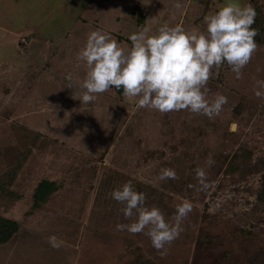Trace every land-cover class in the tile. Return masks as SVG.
I'll return each instance as SVG.
<instances>
[{
    "label": "rangeland",
    "instance_id": "1",
    "mask_svg": "<svg viewBox=\"0 0 264 264\" xmlns=\"http://www.w3.org/2000/svg\"><path fill=\"white\" fill-rule=\"evenodd\" d=\"M132 1L98 0V22L80 30L70 29L68 0L56 12L41 5L40 15L37 0H0V221L18 224L0 243V264H264V95L254 92L264 81V0H239L255 10L257 47L239 79L227 64L212 69L207 97L228 98L213 118L139 108L115 86L89 103L77 99L87 71L77 53L92 30L110 33L128 50L130 33L152 35L164 23L203 30L204 16L230 2ZM108 7L130 12L104 17ZM44 14L69 31L45 25ZM19 25L31 33L29 44V37L11 36ZM68 33L72 39L62 40ZM16 44L28 52L18 56ZM198 166L207 173L205 190L197 184ZM163 167L174 168L177 178L159 180ZM126 181L170 222L177 203L192 202L165 254L145 234L115 229L129 221L109 193ZM43 183L52 184L45 197ZM51 235L61 247L49 244Z\"/></svg>",
    "mask_w": 264,
    "mask_h": 264
},
{
    "label": "clouds",
    "instance_id": "2",
    "mask_svg": "<svg viewBox=\"0 0 264 264\" xmlns=\"http://www.w3.org/2000/svg\"><path fill=\"white\" fill-rule=\"evenodd\" d=\"M179 7V4H177ZM255 10L250 4L230 0L211 14L204 16V29L185 30L181 24L160 25L155 34L147 29L130 33L132 42L128 50L121 48L111 34L101 29L87 34L86 41L77 53L87 71L80 84V103L94 101L96 94L104 93L112 86L123 89L126 97L133 98L139 108L160 113L188 110L209 118L220 115L228 102L227 96L217 93L207 97L206 85L212 69L227 64L239 79L242 69L250 61L256 50ZM65 79L72 80L67 73ZM255 95H264V81L256 82ZM236 130V123L229 125ZM215 163L209 156L208 167ZM200 190L207 189V173L203 167L194 169ZM174 168L163 167L158 179H176ZM197 185L190 184L189 187ZM109 196L122 205L120 211L129 221L117 223V231L132 234L143 233L151 241L152 247L161 255L167 251L166 245L175 240L182 231V222L192 211L191 201L184 199L175 205V213L170 222L159 207L145 203V193L135 189L131 181H126L111 189ZM53 248L62 245L55 235L48 237Z\"/></svg>",
    "mask_w": 264,
    "mask_h": 264
},
{
    "label": "crops",
    "instance_id": "3",
    "mask_svg": "<svg viewBox=\"0 0 264 264\" xmlns=\"http://www.w3.org/2000/svg\"><path fill=\"white\" fill-rule=\"evenodd\" d=\"M7 1H13V0H6V2ZM50 0H37V4H36V10H37V12L39 11V8H40V6L41 5H43V4H46L47 5V8L49 9V10H54V12H56V11H60V9H63L64 8V5H65V2H66V0H58L59 1V5H58V7L55 5V3H53V2H49ZM55 1V0H54ZM97 1L98 0H80V1H78V0H68V7H69V11L71 10V13L73 14V18L75 19L73 22H71V27H70V29H73L74 27H79L80 28V30L82 29V27H92L93 25H95L97 22H98V17H97V9H96V3H97ZM121 1H125V0H121ZM135 1V0H134ZM134 1H132V2H134ZM70 2L72 3V5H71V7L69 6V4H70ZM6 7H9V6H6ZM2 10V9H1ZM0 10V13H2V11ZM123 10V9H122ZM129 11V10H128ZM128 11H112L109 7L107 8V10L106 11H104L103 12V16L105 17H108V18H120V17H124V16H127L128 14H129V12ZM53 12V13H54ZM38 14L40 15V13L38 12ZM46 14V13H45ZM45 14H44V18L43 19H40L42 22H44V24L45 25H47V26H49V27H54L55 28V30L54 31H61L62 32V30L63 31H65V32H67V31H69V29H64L63 27H62V24L64 23V22H61V20H58V21H56L57 23H59L60 25H59V27H56V22L55 21H52L51 23H50V21H49V18H47L46 16H45ZM101 15V13L98 15V16H100V18L101 17H103ZM88 18H91V19H93V20H90V19H88ZM39 19V16L38 17H36L34 20H38ZM109 20H111V19H109ZM24 22L25 21H22V24H24ZM28 23H30V21H28ZM2 29V28H1ZM58 29V30H57ZM16 30H17V33H16V31L15 30H13V34H11V36H15L16 37V39L18 40V41H20V39L22 38V37H24V36H26V37H29V42H28V44L30 43V40H32L31 39V33L30 32H27V30H26V28H25V26L24 25H19L17 28H16ZM54 31H51L50 30V33L53 35V32ZM46 32V31H45ZM47 33V32H46ZM17 35V36H16ZM50 35V34H49ZM33 36V35H32ZM72 35H71V33H68V34H66L65 36H64V38L62 39V40H64V41H70L71 39H72V37H71ZM28 41V40H27ZM63 41V42H64ZM19 43H21V42H19ZM69 43H71V42H68V45H70ZM62 46V45H61ZM16 47H17V49H18V46H17V44H16ZM29 51H32V49L31 50H29ZM21 52H24L25 54H26V52H28V51H24V50H22L21 48H19L18 50H17V54H18V56L21 54ZM6 58H8L9 56H8V54H5L4 55ZM13 58V57H12ZM24 60V59H23ZM25 61V60H24ZM34 67V66H33ZM29 70H31L30 68H29ZM30 73V72H29ZM40 79H41V77L39 76L38 77V79L36 80V85L40 82Z\"/></svg>",
    "mask_w": 264,
    "mask_h": 264
},
{
    "label": "trees",
    "instance_id": "4",
    "mask_svg": "<svg viewBox=\"0 0 264 264\" xmlns=\"http://www.w3.org/2000/svg\"><path fill=\"white\" fill-rule=\"evenodd\" d=\"M41 197H45L52 191V184L43 183L41 186ZM18 231V224L10 221H0V243L6 242Z\"/></svg>",
    "mask_w": 264,
    "mask_h": 264
}]
</instances>
